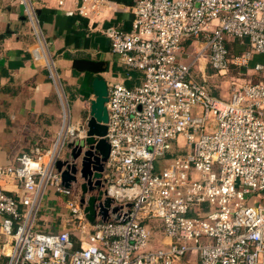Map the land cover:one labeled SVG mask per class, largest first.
<instances>
[{"label":"built area","instance_id":"obj_1","mask_svg":"<svg viewBox=\"0 0 264 264\" xmlns=\"http://www.w3.org/2000/svg\"><path fill=\"white\" fill-rule=\"evenodd\" d=\"M15 1L58 80L34 1ZM68 2L90 17L110 0H57ZM132 15L128 29H103L122 67L142 73L133 85L107 83L109 217L87 220L80 199L99 188L83 192L79 172L62 184L56 161L70 160L66 143L87 130L68 123L47 148L0 164V256L5 264H174L196 252L197 264H264V62L242 82L232 77L228 100L191 70L203 58L227 75L230 65L248 67L252 54H264V0H133ZM229 38L248 47L231 53ZM210 116L213 131L205 127ZM49 185L68 197L71 228L38 227ZM255 193L260 200L247 203ZM156 233L170 241L150 247Z\"/></svg>","mask_w":264,"mask_h":264},{"label":"crops","instance_id":"obj_2","mask_svg":"<svg viewBox=\"0 0 264 264\" xmlns=\"http://www.w3.org/2000/svg\"><path fill=\"white\" fill-rule=\"evenodd\" d=\"M33 1L58 80L49 77L43 56L36 53L40 45L22 6L15 0H0V164L13 163L16 156L30 152L35 145L47 148L68 123L86 126L90 102L94 98L92 81L95 76L103 77L106 83L116 81L127 85L140 82L142 77L140 71L122 67L117 56L111 53L109 40L103 33L108 24L130 28L133 0H110L99 15L90 17L78 15L72 2L60 7L57 0ZM228 47L231 53H241L248 43L229 38ZM75 57L103 60L107 68L101 72L75 69ZM255 62H264V54H252L248 67H230L244 75ZM126 71L130 73L128 78ZM192 74L203 76L213 94L226 95L217 90L220 79L216 72L209 70L206 59L201 58L195 64ZM252 74L251 71L246 79ZM221 86L225 88L226 83L222 82ZM66 116L69 117L66 119ZM4 185L8 190H15L12 182ZM67 200V196L49 185L37 218L38 227L43 230L71 228ZM169 241L156 233L150 247ZM197 263L196 252H191L174 264Z\"/></svg>","mask_w":264,"mask_h":264},{"label":"water","instance_id":"obj_3","mask_svg":"<svg viewBox=\"0 0 264 264\" xmlns=\"http://www.w3.org/2000/svg\"><path fill=\"white\" fill-rule=\"evenodd\" d=\"M38 11V10H36ZM94 98L90 102V116L86 122L87 130L84 138L69 140L66 147L69 149L70 160L57 159L56 168L60 172L62 184L69 187L71 181L77 180V173L85 179L81 183V190L99 188L97 195L81 197L83 211L89 222H93L97 214L105 220L109 217L108 208L113 201L102 190L103 165L108 157L109 144L104 138L106 133L107 108V83L103 77L95 76L92 81ZM104 195V197H103ZM96 208V201H99ZM116 211V207L112 209Z\"/></svg>","mask_w":264,"mask_h":264},{"label":"rangeland","instance_id":"obj_4","mask_svg":"<svg viewBox=\"0 0 264 264\" xmlns=\"http://www.w3.org/2000/svg\"><path fill=\"white\" fill-rule=\"evenodd\" d=\"M103 8H101L100 9V12H101V10H102ZM99 12V13H100ZM99 13L98 14H93V15H99ZM192 69H195V65L192 67ZM191 69V70H192ZM209 70H212V71H214V69H212L210 66H209ZM248 70H250V72L252 71L251 70V68H249ZM230 72V73H229ZM246 74H244V75H240V74H237V69L236 68H233V67H230V69H229V71H228V74L227 75H218L217 74V78L218 79H220L219 80V83L217 82V85H218V88H217V90L219 89V90H222L226 95L225 96H218V97H220V98H222V99H225V100H228L229 99V97H230V91H231V79H232V77L234 78L235 76H238L239 77V79L237 80L238 82H242L243 80H245L247 77H248V74H250V72L248 73V71L246 70ZM232 73H234V74H232ZM236 73V74H235ZM195 76V75H194ZM221 76V77H220ZM197 79H200V77H197V76H195ZM245 77V78H244ZM226 83V86H225V88H223L222 86H221V83ZM211 84H212V82H211ZM213 85V87H214V89H216L215 88V85L214 84H212ZM220 95V94H219ZM67 106H68V104L66 103L65 104V109H66V114H67ZM70 112H71V109L69 110ZM205 127H206V130L207 131H213L214 129H215V127H216V123H215V120L213 119V117L212 116H210V117H208V119L206 120V122H205ZM178 143H179V149H181V150H184L185 149V147H186V145H185V142H183V141H180V140H178ZM66 150H63V152H65ZM260 200V198H259V196L255 193V194H253V195H251L250 197H249V199H248V201H246L247 203H254V202H257V201H259ZM5 262H6V258L2 255V256H0V264H5Z\"/></svg>","mask_w":264,"mask_h":264},{"label":"trees","instance_id":"obj_5","mask_svg":"<svg viewBox=\"0 0 264 264\" xmlns=\"http://www.w3.org/2000/svg\"><path fill=\"white\" fill-rule=\"evenodd\" d=\"M73 68L78 69V70H88L91 72H101V71L106 70L107 64L103 60H94L91 58L75 57L73 59Z\"/></svg>","mask_w":264,"mask_h":264}]
</instances>
